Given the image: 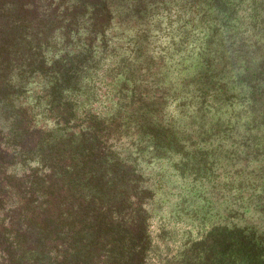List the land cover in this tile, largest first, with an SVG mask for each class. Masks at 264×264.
Wrapping results in <instances>:
<instances>
[{"label": "trees", "instance_id": "trees-1", "mask_svg": "<svg viewBox=\"0 0 264 264\" xmlns=\"http://www.w3.org/2000/svg\"><path fill=\"white\" fill-rule=\"evenodd\" d=\"M0 264H264V0H0Z\"/></svg>", "mask_w": 264, "mask_h": 264}, {"label": "rangeland", "instance_id": "rangeland-1", "mask_svg": "<svg viewBox=\"0 0 264 264\" xmlns=\"http://www.w3.org/2000/svg\"><path fill=\"white\" fill-rule=\"evenodd\" d=\"M239 136H241V135H239ZM212 139H214V136L213 137H211V140ZM213 141V140H212ZM232 142H233V140L232 139H230L228 142H227V149H226V151H229L230 149H231V147H230V145L232 144ZM213 143H217V141H213ZM201 144H202V142H201ZM203 145V144H202ZM211 145H212V143H211ZM210 145V146H211ZM184 151H185V149H184ZM211 151H213L212 149H211ZM195 155H199V152L198 153H196ZM229 155H231V154H229ZM191 156V155H190ZM232 156V158L236 161V162H238V159H237V157H234L233 155H231ZM217 157V156H216ZM174 159L176 158V159H179V158H177V157H173ZM188 159H192V158H189V157H187ZM222 160L219 158V157H217V162H221ZM223 162H225V161H223ZM174 165L175 164H168V165H165L166 167H168V170H169V172L170 173H166V175L167 174H171V176H172V184L173 185H176L177 184V176L178 175H175L174 174V172H176V169H175V167H174ZM179 177V176H178ZM160 179V175H158L157 176V180H159ZM156 180V181H157ZM172 184H170L169 186H168V188L169 187H171V186H173ZM175 186H173V187H171V189H173ZM165 191V190H164ZM167 192H169V190H167ZM208 198H210V197H208ZM168 217H170V216H168ZM201 222V220L199 219V220H196L195 221V223H194V225H197V224H199ZM181 224H178V223H176V227H178V226H180ZM184 225H188V227H191L192 228V225L190 224V223H184ZM196 228H198L197 226H196ZM194 231V230H193ZM182 232V230L181 231H179V233H181Z\"/></svg>", "mask_w": 264, "mask_h": 264}]
</instances>
